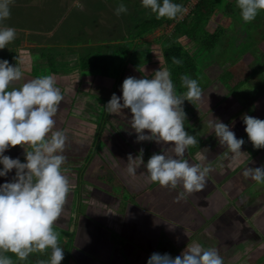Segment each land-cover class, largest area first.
<instances>
[{"label":"crops","instance_id":"crops-1","mask_svg":"<svg viewBox=\"0 0 264 264\" xmlns=\"http://www.w3.org/2000/svg\"><path fill=\"white\" fill-rule=\"evenodd\" d=\"M19 1L20 0H14L11 5L20 4ZM114 1L116 3V8L123 3L132 19L133 16H136L135 14H138L132 13L133 9L137 8L138 12V9L142 6L141 0H137L136 2H132L131 0ZM69 4L71 6L74 5L71 2ZM91 5L92 0H90L88 8L91 7ZM13 12L14 10L12 9L11 13ZM107 14L112 17L110 12ZM120 15H117V18L113 16L117 22L123 17V13ZM15 18H23L24 20H15ZM146 19L147 17H144L141 21L143 22ZM154 19L157 20L156 22L159 23V26L166 24V18L157 19L156 15L148 17L147 21H154ZM94 20L96 22H101L100 20H96V18ZM34 21V25H36L39 20L36 19ZM125 21L126 22H119L122 26L121 31H123L124 25H127L128 29L131 23H133L132 21ZM5 22H7L6 24L10 27L16 28L17 26V28H19L17 30L20 32H22L21 30L23 29H30L28 25L25 26L27 22H30V15L16 13L10 15ZM44 22L48 23L45 20ZM156 22L151 25L154 29L157 27ZM169 25H171V29L169 31L166 30V33H162L163 35L165 34L164 36H161V34L154 40L159 45L161 51L159 60L162 61V64L155 66L154 64H150L149 62L145 63L143 61V70L146 71V74L143 77L140 76L138 79L148 78L150 74L147 73V71L150 70L151 66H153V68L150 71L155 72L160 68L162 70L171 69L173 74L174 68L171 64L167 63L165 59L166 49L173 50L175 47L182 46V50L185 51L187 55H194L195 50H193L192 43L185 37H180L171 44L165 43L164 39L172 34L173 23ZM109 30L115 32L112 30V27ZM48 31L50 30L40 32L38 35L22 34L24 37H16L14 41L6 45L7 48L0 49V55L14 56V66L16 64L20 66L23 73L22 79L13 82L11 87L19 88L33 78L50 75V73H52L51 68L55 67L54 65L59 64L61 61H67L66 57L72 55L74 57L77 55L76 57L82 59L85 50L91 56L97 55L94 54V52L97 51L94 50L96 45L98 47L100 45L104 47L107 42L114 40H107L100 37L98 38L99 43H95V45L93 41V43H91V36L83 39L77 38L76 43H74V39L69 41V39L62 38L54 45L52 41H50L53 39L52 37L51 39L43 37L45 34L49 33ZM123 33L125 32H121L120 37L118 36L119 34L116 35V37L118 36L116 40H119L117 46H122L120 53L123 52V39L126 38L124 37L125 35L121 36ZM40 37L43 38V41H41L42 38L38 40ZM148 44H150V42H147V45ZM169 45L171 48L168 47ZM144 46H146V43H144ZM217 46L206 55L212 58L214 56L213 53L215 54L217 52ZM126 48L127 51L131 49H128V47ZM139 48L142 51L148 50L146 47H142L141 44H138L136 47V49ZM132 50V55L134 52H137L135 49ZM62 51L67 53L65 60L60 58V54H64ZM127 56L128 54L126 52L123 57L125 61L127 60V62H129L128 58H126ZM49 60L52 62L51 65H49ZM200 60L207 61L206 58ZM214 62L215 60L210 61V66L211 63L214 64ZM78 63L74 66V69L70 68L72 71L69 73L65 71L70 70V64L68 65V62H66L63 65L65 66L64 72L61 71L62 73L59 72V75L56 74L53 76L55 86L59 87L60 90H66L65 94L62 93L64 99L60 102L58 113L54 117L56 124L53 130L63 131L68 137V146L64 153L67 157V162L63 166V172L69 178L71 190L67 197L64 210L54 224V228L63 234L65 239L72 237L76 246L74 249L70 246V251L68 250V254L72 258L69 260L68 264H84L83 261L86 254L99 259L96 264H101V259V261L108 264H147L150 256L156 253L154 250L157 249L158 243H160V245L164 243L165 247L167 243L169 250L165 253L175 258L180 256L187 249L188 245L193 242H198L205 248L220 250L221 247L227 248L229 244H234V239H237L239 236L242 237L246 232V229L243 230L245 226L242 225L243 223L237 216L229 218L224 208L227 206V196L231 198V193L229 194V192L235 193V187L238 185L231 183V178L235 175H230L232 173H238L241 169L245 170V161L255 153V150L244 152V146L241 148L242 154L235 162L232 160L233 154L228 153L227 159L225 161L222 160L219 164V159L227 150V147L219 143L218 138L215 136V132L213 133L214 130L212 134L205 138V146L200 145L198 149L196 146L193 150L187 147L185 159L191 164L200 165L201 167L211 165L212 171L207 177V185L203 191L186 194V198L180 199L177 202L179 193L184 191L181 185L173 189L170 186L161 187L158 183L151 182L147 179L148 173L143 165L137 168V174L134 176L129 175L127 172L129 154H131L133 158H136L140 154L141 149H143V160L145 164L154 154L164 153L167 156L175 157L174 147L171 142L157 143L150 140L138 141V134L131 127L130 123L132 118L131 111H127L124 114V109L120 112L109 113L104 108L105 112H103L102 115L103 119L105 118V120L109 122L107 128H105L102 123L100 125L94 122L90 123L89 121H85V124L82 123V115L85 112H91V103H93L92 101H95L97 97L104 96L107 102L110 101L111 94L104 95V91H108L109 93L111 89L117 88L118 93L121 94L120 97H122V84L116 80L111 81V79L104 76H95L94 78H88L87 76L81 77V75H77L76 73L79 68ZM202 65L199 67V85L201 88H208L209 84L211 86L209 87L210 91L207 94V98L204 99V111L209 112L205 116L210 114L212 118L217 119L220 118L222 112L228 110L227 105L225 106L224 104L229 94H225L221 97L216 96L215 93L221 92L220 89H224V92L229 89L228 81L231 80V72L234 66L229 62L228 66L224 64L227 68H224L223 72H228L229 77L225 80L218 77L217 82L220 83L221 87L220 89H215L219 87H213V85L209 83V80H207L205 76L206 69H204ZM194 66L196 65L194 64ZM132 68L135 70H129V72H127L128 76H132V73L139 75V72L137 73L138 67L135 65ZM192 74L193 73H190L188 76L192 79H198V74ZM76 76L78 79H76ZM70 77H72L71 80ZM126 78L125 76V79ZM86 85H88V88H84ZM237 86H239V84ZM234 87H230L228 92L230 93L236 88ZM177 94L181 93L178 92ZM87 95H92L93 98L88 99ZM191 103L192 101L186 100L183 104V109L186 114V119L184 121L185 131L194 128V132L201 138L200 130L203 129V126L206 125V129L204 130V133H206L207 130L211 128V125L209 119L204 115L197 121L200 115L188 110L189 108L186 106ZM228 126L230 129L232 128L229 124ZM200 127H202V129H200ZM231 130L235 132V135L240 136V132H238L239 129H237V131H235V128ZM144 134L150 135L148 131H145ZM192 135L195 136L193 132ZM210 136L212 137L208 139ZM25 150H31V146L17 145L15 147H9L4 155L13 159L18 158L21 162H26ZM257 156L258 154L256 157ZM2 167L3 166L0 165V169H2ZM105 170L109 177L105 175ZM15 173L16 170L13 169L5 177H0V185L11 182L15 177ZM103 179L107 180V182L104 183L105 180L103 181ZM111 179L112 181H110ZM226 180L228 183H226ZM225 183L228 184L226 189L224 186ZM216 185L221 187L225 193L222 195L218 194L217 197L214 198ZM123 192L127 193L129 195L127 197L129 198L123 200ZM208 192L213 193L205 195ZM237 202L239 203V201ZM213 203L216 205L214 208L210 206ZM90 204H92L94 208L99 209L98 214L93 213L91 210L88 213L89 208L87 207H89ZM76 205L78 206L76 207ZM227 207L229 208L230 206ZM83 208H85L84 211L87 208L86 213L83 212ZM123 211H125V217L121 218ZM125 219L126 221H124ZM234 220L236 221L234 226H237L238 230L234 231L232 227L226 229L225 226ZM136 229H141L142 235L146 238L141 249L138 248L140 245H135L131 240ZM229 231L230 233L241 232V235L237 237L229 236L228 238L226 233ZM252 231L253 230H251V232ZM166 232L168 235H166ZM255 232L258 231H254V234ZM263 232L262 229H259L258 238L261 240L260 243L264 241L263 238L260 237V235L263 236ZM155 233H157V238L155 237ZM166 240L168 241L166 242ZM137 242L141 243L143 241L138 240ZM127 250H129V252ZM145 251L150 254H147ZM221 251H224V249ZM263 262L264 259L260 261V263ZM252 263L257 264L258 262L257 260H251L250 264Z\"/></svg>","mask_w":264,"mask_h":264},{"label":"clouds","instance_id":"clouds-1","mask_svg":"<svg viewBox=\"0 0 264 264\" xmlns=\"http://www.w3.org/2000/svg\"><path fill=\"white\" fill-rule=\"evenodd\" d=\"M13 2L0 0V49L16 38V29L3 24L11 15ZM141 4L157 19H176L184 11L174 0H141ZM236 5L244 22L254 21L264 11V0H236ZM126 12L123 3L116 9L117 15ZM172 60L175 64L181 63L175 57ZM22 76L20 66L0 59V165L3 166L0 177L16 170L11 182L0 185V264H14L5 253L10 252L18 260L26 261L30 254L49 249V258L39 264H61L64 249L58 244L54 224L64 210L71 185L63 172L68 137L63 131L53 129L54 117L64 97L51 75L33 78L19 88L11 87ZM181 87L186 92L177 94L170 71L160 68L150 79L126 78L121 88L122 97L113 94L104 107L109 113L130 109V123L138 134V141L173 144L175 157L154 154L146 164L143 149L136 158L129 154L127 172L134 176L137 168L143 165L151 182L173 189L181 185L184 191L179 193L177 202L186 198V194L203 191L212 171L211 165H193L184 158L186 148L198 144V140L185 131L183 104L186 100H199L203 90L197 79L186 74L181 76ZM216 121L213 125L215 136L233 154L235 162L242 154L245 140L237 139L228 125ZM243 122L254 148H264V120L245 115ZM145 130L150 135H145ZM17 145L31 146V150H25L26 162L4 155L9 147ZM243 175L264 184V165L247 167ZM147 264H224V260L215 248L193 242L175 258L167 253H153Z\"/></svg>","mask_w":264,"mask_h":264},{"label":"rangeland","instance_id":"rangeland-1","mask_svg":"<svg viewBox=\"0 0 264 264\" xmlns=\"http://www.w3.org/2000/svg\"><path fill=\"white\" fill-rule=\"evenodd\" d=\"M16 1V0H15ZM132 2H136L137 0H131ZM183 1L186 0H176V3L182 4ZM20 4L10 5L11 10L13 9L14 12L11 13V15H14L16 13H22L23 15H30V22H27L25 24L28 25L30 29H23L20 32L19 28L16 26V37H21L23 35H38L40 32H45V30L49 33L45 34L43 36L44 38L48 37L47 39H51L52 43L55 45L56 42H59L60 39H74V43L77 42V38H86V37H92L91 43H99L98 38H105L107 40H113L111 42H107L104 47L99 46L100 50H97L98 46L96 45L94 47V50H97L94 52V54H99L97 56H91L88 54L85 50V53L82 55V59L72 55L70 57H66L67 61H61L59 64H55L53 68H51L52 73H50L51 76H54L58 74L59 72H64L65 66H63L66 62H68L69 69H74L79 64L78 71L76 72L77 75L87 76L88 78L95 76H104L108 77L109 79L116 80L117 82H120V84H123V81L125 79V76L128 77H135L139 78L140 76L143 77L146 74V71H144L143 67V61L145 63L154 64L155 66H158L162 64V61L159 60V57H161V51L159 48V45L154 41L156 38H158L162 33H166V30L171 29V25L164 24L161 25L158 28H153L150 26L148 20V17H151V10L146 9L143 6H141L138 9H133L132 13H138L136 18H133L134 23H131L130 27L127 29V25H124L123 33L121 36H124L126 38L123 39V52L120 53V50L122 48L121 45L117 46L118 41L116 40L117 37H120L121 32V24L119 22L123 21L126 22L130 21L131 18L129 15L123 16L118 22L115 18H117L116 14V3L114 0H92L91 7L88 8L90 0H20ZM74 4L71 6L69 3ZM232 3L231 5L233 7L236 5V0H230ZM82 9V11H81ZM128 11V10H127ZM110 12L111 16L107 14ZM122 14V13H121ZM120 15V14H119ZM136 15V14H135ZM114 16V17H113ZM121 16V15H120ZM138 16H140V20L144 17H147L145 21L138 22L137 21ZM100 20L101 22H96L94 19ZM24 20L23 18H15V20ZM38 19L36 25H34L35 21ZM164 19V18H163ZM178 19L181 18L178 16ZM177 19V20H178ZM47 21L48 23L44 22ZM53 22V23H51ZM208 28L210 31L215 27V25H222V27L225 29L224 33L227 36L224 37L217 46V52L214 54L213 57L210 58L209 55L199 53L198 50H196V46L192 44L193 50H195V53L193 56H191L192 61H194V64L196 66L191 67V72L194 75L198 74V83L200 78V71L199 67L202 65L205 71V76L207 80H209V83H211L214 86H217L220 89L221 85L218 83V77H221L222 80L228 77L227 72H223L224 68H227L228 62L234 66L232 69V76L231 80L228 81L229 89H226L227 91L224 92V89H220L221 92L215 93L216 96H223L225 94L228 95V99L225 101V106L227 105V111L222 112L220 115V118H212L209 115L205 116L207 111H204V99L207 98V94L210 91V84L205 88H202L203 93L202 97L199 100L192 101L191 104L186 105L192 112H196V114L200 115L199 121L203 115L209 119L211 128L207 130L206 133H204V130L206 129V125L200 127V136L201 138L194 132V128L187 129L188 131H193V134L196 136V139L199 140L198 145L205 146L206 145V137H208L210 134H212V131L214 130L213 125L217 123L219 120L222 123H227L226 125H230L233 129L235 128V131L238 130L240 132V136H237V139L243 138L245 140V143L242 145V147L245 146L244 152H250L253 149L255 150V155L252 154L248 159H246V165L245 167H251V168H257L264 165V148L262 149H256L252 145V143L249 141L247 137V133L245 131L246 125L243 122V117L245 115L252 116L261 120H264V14L260 15L257 19H255L252 22V26L249 27L248 31V38L251 39V42L247 38L244 37V34L240 32L239 29L236 30V28L231 27V24H229L227 18L221 17L220 14H215L212 16L211 20L209 21ZM5 20L3 21L4 26H8L6 24ZM171 24V23H170ZM19 26V25H18ZM10 27V26H8ZM114 30L115 32L110 31L109 29ZM23 28V27H22ZM34 29V30H32ZM119 34L117 37L116 35ZM163 35V34H162ZM165 35V34H164ZM24 37V36H22ZM242 44L247 43V47L242 48L240 51L243 53L241 56L237 57V54H232L231 50L229 49V43H240L241 39ZM42 37H40L38 40H40ZM136 39V40H134ZM43 41V38L41 39ZM93 41V42H92ZM150 42V44L147 45V42ZM144 43H146V46H144ZM141 44L142 47H146L148 50L142 51L140 48L136 49L137 45ZM128 47L127 48L126 46ZM7 48V46L5 47ZM181 48H183L181 46ZM191 48V46H190ZM57 49V48H55ZM132 49L137 50V52L132 55ZM192 50V51H193ZM201 51V50H199ZM128 54L126 58H128L129 62L127 60L125 61L124 55ZM140 52V53H139ZM204 52V51H201ZM64 53V51H62ZM61 59L65 60V56L67 53L60 54ZM202 55V56H201ZM73 57V58H72ZM72 58V59H71ZM206 58V60L202 61L200 59ZM214 64L211 63V66L209 64L210 61H214ZM217 60V61H216ZM74 61V63H73ZM105 64V65H103ZM134 64V65H132ZM226 64V65H224ZM138 67L137 73L139 72V75H136L132 73V76H128L127 72L134 71L135 69L132 68L133 66ZM224 65V66H223ZM163 67V66H162ZM201 67V68H202ZM146 68V67H145ZM153 68L151 66L150 70ZM155 68V67H154ZM184 64H181V70L175 68L173 71L175 72L172 74V70L169 69L171 73V79L175 85L176 93H185L186 89L181 87V76H183L184 71H186ZM231 68V67H230ZM132 69V70H131ZM134 69V70H133ZM128 70V71H127ZM148 70V68H147ZM147 71V73L150 74L148 78H152L155 75V72L153 71ZM69 73L72 71L65 70ZM227 71V70H226ZM61 72V73H62ZM59 75V74H58ZM188 75V74H186ZM72 77H70V80ZM76 79L77 76H76ZM69 80V81H70ZM65 84V83H64ZM90 84V83H88ZM225 84V83H224ZM239 84V86H237ZM236 88H235V87ZM230 87H234L230 93L228 92L230 90ZM88 88V85L86 87ZM83 88V89H84ZM82 90V89H81ZM80 90V91H81ZM65 89H61V93L65 94ZM87 92V91H85ZM117 95L120 97V93H118L117 88L111 89V91H104V95ZM110 95V99H111ZM88 99H92V95H87ZM95 98V97H94ZM236 101V102H234ZM91 103V112H85L82 115V123L85 124V121L94 122L95 124H103L105 128H107V125L109 124L108 120L103 119L102 113L105 112L104 107L107 105V100L104 96H99L95 99V101H92ZM121 103L123 101L121 100ZM207 107V104H206ZM104 110V111H103ZM125 112L130 111V109L125 108ZM206 112V113H205ZM202 114V116H201ZM243 114V115H242ZM242 115V117H241ZM226 120V121H225ZM111 123V122H110ZM199 129V128H197ZM147 131V130H145ZM214 133V131H213ZM214 139V138H213ZM189 148H191L189 146ZM217 150V149H216ZM229 150L227 149L222 157L219 159V164L221 161H225L227 159V155ZM262 153V154H261ZM258 156L256 157V155ZM260 154V155H259ZM242 165V164H241ZM243 168V167H242ZM107 170V169H106ZM105 170V175H108L107 171ZM243 169H241L238 173H232L230 176H233L231 178V183L238 184L235 187V193L229 192L230 197L227 196V206H230L229 208L225 207L226 209V215L229 218L236 217L240 219V221L243 223L242 225L243 230L246 229V232L241 236V232L237 233H230L227 232L226 234L229 236L237 237V239H234V244H229L227 248L221 247L220 250L217 249L219 255L223 258L224 264H250L251 260H257L259 264L262 259H264V241L260 243L259 236V229H262L264 231V184H258L255 181L251 180L250 178H245L243 175ZM109 177V175H108ZM234 178V179H233ZM105 179H103L104 181ZM112 181V179L110 180ZM227 181V180H226ZM239 181V183H238ZM107 180L104 181L106 183ZM228 183V181L226 182ZM224 184L225 189L228 187V184ZM242 183V185H241ZM240 184V185H239ZM214 190V189H213ZM238 190V191H236ZM210 191V190H209ZM215 195L214 198L217 197V195H222L225 193L221 187L216 185L215 187ZM213 192H208L205 195H209ZM127 193L123 192V200L127 199L129 197ZM238 199V200H237ZM236 200V201H235ZM213 201V200H212ZM239 201V203L237 202ZM124 204V203H123ZM78 205H76L77 207ZM212 208L216 207L214 203L210 205ZM88 210H91L93 213L98 214L99 209L94 208L92 204H90ZM87 208L84 211L85 208H83V212H87ZM75 209V208H74ZM131 209V208H130ZM124 212L121 214V218L125 217ZM127 219V218H126ZM126 219L124 221H126ZM236 221H232L230 224H227L225 228L232 227V230L237 231L238 227L234 226V223ZM239 223V222H238ZM123 224V223H122ZM175 228V227H174ZM173 228V229H174ZM253 230L251 232V230ZM54 231L58 234V244L60 247L64 249V259L62 260L61 264H68L69 260H71V256L68 254V250L71 246V248H75V244L73 242L72 237L69 239H65L64 235L61 234L56 228H54ZM254 231H258L255 232ZM166 235L167 232H166ZM225 235V234H224ZM155 237L157 238V233H155ZM225 237V236H223ZM261 238L264 240V232L263 236L260 235ZM227 238V239H228ZM259 239V240H257ZM131 240L135 243V245H140L138 248L141 249V246L145 243L144 240L146 238L142 235L141 229H136ZM138 240H142L143 242L138 243ZM255 240V241H253ZM168 240H166L167 242ZM162 242V241H161ZM165 242V243H166ZM162 243L157 244V249L154 250L156 253L164 254L166 251L169 250V248ZM131 249V248H130ZM224 249V251H221ZM50 249L46 250L45 252H37L32 253L28 257L26 261H20L17 259L15 254L12 253H5V255L10 256L13 259L14 264H39L41 260H46L50 256ZM70 251V250H69ZM72 251V250H71ZM129 252V250H127ZM147 254H150L149 252L145 251ZM128 255V253H127ZM173 257V256H172ZM99 259L86 254L84 258V264H96V262ZM102 260V259H101ZM101 264H108L104 261H101ZM257 263V264H258ZM254 264V263H252Z\"/></svg>","mask_w":264,"mask_h":264},{"label":"trees","instance_id":"trees-1","mask_svg":"<svg viewBox=\"0 0 264 264\" xmlns=\"http://www.w3.org/2000/svg\"><path fill=\"white\" fill-rule=\"evenodd\" d=\"M231 4L232 3L230 2V0H200L198 3H196V5L192 8L191 12L185 18L180 19V20L178 19V17L176 19L166 18V25L173 23V26H172V34L164 39L165 43L167 42V44H171L174 41H176L178 38L185 37L186 39H188L190 43L196 46V50H198L199 53L209 54V52H211L224 37L227 38L228 36L224 33L225 29L222 27V25H219V24L215 25V27L211 31L208 28L209 26L208 24L210 23L209 21L211 20L212 16H214L215 14H220L221 17L227 18L229 24H231V27L233 26V28H236V30L239 29L240 32L244 34V37L249 40L248 31H249V27L252 26L253 21L244 22L240 15V10L238 9V7L237 6L233 7ZM262 14H264V11H261L257 15L256 19ZM127 15H129V12L123 13V16H127ZM136 16H133V18L135 19ZM130 18H131L130 21H133L132 17ZM138 21H141L140 16H138V20L135 22H138ZM156 21H157L156 19H154V21H149L151 22L149 23L150 26L155 24ZM137 26H138V23H137ZM160 26H159V23H157L156 28ZM161 36H164V35H161ZM244 37H242L239 44L236 42L235 44H233L232 42L229 43V49L231 50V53L237 54V57L243 54L240 50L244 47H247V43L242 44V40ZM249 42H251V39L249 40ZM168 47L171 48L170 45ZM95 49L100 50L99 47ZM199 50L204 51V52H201ZM165 55H166L165 56L166 62L171 64V66L174 69L177 68L181 70V64H184L185 66L184 69L186 71H184L183 75L192 73L191 67L193 68L194 61H192L191 56L187 55V53L183 51L181 47H175L173 50L166 49ZM173 57L180 60L181 63L179 64L173 63V60H172ZM0 59L7 60L9 61L11 65L14 66L15 58L13 55L11 56L0 55ZM51 64L52 62L51 60H49V65ZM174 73L175 72H173V74ZM187 132L192 135L193 131H187ZM211 137L212 136H210L208 139H210ZM196 146L198 149L199 147L198 144L190 146L191 147L190 149L193 150V148Z\"/></svg>","mask_w":264,"mask_h":264},{"label":"built area","instance_id":"built-area-1","mask_svg":"<svg viewBox=\"0 0 264 264\" xmlns=\"http://www.w3.org/2000/svg\"><path fill=\"white\" fill-rule=\"evenodd\" d=\"M200 0H186L185 2L182 3V6L184 8V11L179 14V17L181 19L185 18L192 10V8L198 3ZM176 3V0H174Z\"/></svg>","mask_w":264,"mask_h":264}]
</instances>
